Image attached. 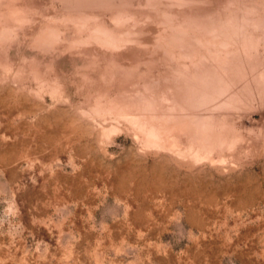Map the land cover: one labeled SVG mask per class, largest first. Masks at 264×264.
I'll return each instance as SVG.
<instances>
[{"label":"rangeland","instance_id":"1","mask_svg":"<svg viewBox=\"0 0 264 264\" xmlns=\"http://www.w3.org/2000/svg\"><path fill=\"white\" fill-rule=\"evenodd\" d=\"M0 264H264V0H0Z\"/></svg>","mask_w":264,"mask_h":264}]
</instances>
